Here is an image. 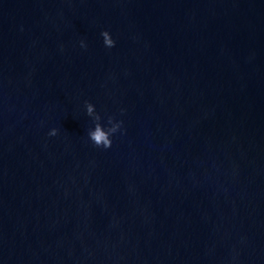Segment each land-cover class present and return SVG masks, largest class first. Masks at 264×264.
I'll use <instances>...</instances> for the list:
<instances>
[{"label": "water", "instance_id": "water-1", "mask_svg": "<svg viewBox=\"0 0 264 264\" xmlns=\"http://www.w3.org/2000/svg\"><path fill=\"white\" fill-rule=\"evenodd\" d=\"M0 264H264V0H0Z\"/></svg>", "mask_w": 264, "mask_h": 264}, {"label": "clouds", "instance_id": "clouds-1", "mask_svg": "<svg viewBox=\"0 0 264 264\" xmlns=\"http://www.w3.org/2000/svg\"><path fill=\"white\" fill-rule=\"evenodd\" d=\"M103 37V43L106 47L111 48L115 46V40L112 38L108 30H103L101 32ZM80 46L82 48H87L85 40L80 41ZM87 114L93 117L94 127L88 130V137L96 147H102L104 149L110 148L112 145V137L118 131H122V120H116L114 116H108L107 126L101 123V116L95 111V105L91 102L86 101ZM124 110L121 109V112ZM58 132L57 128H52L48 133L50 136H55Z\"/></svg>", "mask_w": 264, "mask_h": 264}]
</instances>
